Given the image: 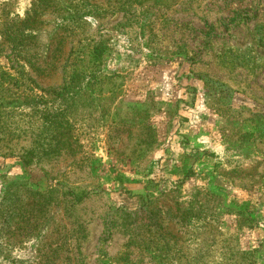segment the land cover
Wrapping results in <instances>:
<instances>
[{
	"label": "rangeland",
	"instance_id": "rangeland-1",
	"mask_svg": "<svg viewBox=\"0 0 264 264\" xmlns=\"http://www.w3.org/2000/svg\"><path fill=\"white\" fill-rule=\"evenodd\" d=\"M0 264H264V0H0Z\"/></svg>",
	"mask_w": 264,
	"mask_h": 264
},
{
	"label": "crops",
	"instance_id": "crops-1",
	"mask_svg": "<svg viewBox=\"0 0 264 264\" xmlns=\"http://www.w3.org/2000/svg\"><path fill=\"white\" fill-rule=\"evenodd\" d=\"M183 119V118H182ZM188 123V124H187ZM178 127L174 129L173 131V139L178 138L179 141L172 142V144H169L167 142L166 144H163L159 149L156 150V155L162 157L164 160H172L174 158V161L177 162V165L179 164L181 168L184 167V165H187V163H191L192 161H200V164L204 162L202 150L204 146L197 145V143L192 142L189 144L184 142L183 139H186L187 136H192L189 133V130L191 128V122H182L181 119L178 121ZM216 146L215 144H213ZM194 159H193V158ZM203 158V159H202ZM199 163V162H198ZM192 173L188 177H201L199 174L193 173L194 167H192ZM164 172V171H163ZM165 173V172H164ZM182 171L179 176H174V177H180ZM164 176H168V174L165 173ZM202 177H204L202 175Z\"/></svg>",
	"mask_w": 264,
	"mask_h": 264
}]
</instances>
